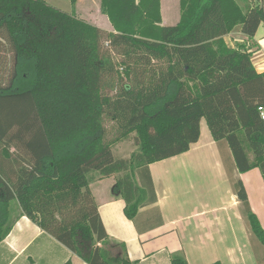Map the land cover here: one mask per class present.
Returning <instances> with one entry per match:
<instances>
[{
    "label": "trees",
    "instance_id": "1",
    "mask_svg": "<svg viewBox=\"0 0 264 264\" xmlns=\"http://www.w3.org/2000/svg\"><path fill=\"white\" fill-rule=\"evenodd\" d=\"M159 2L100 0L114 29L106 35L44 0H0V242L15 207L87 264H134L110 242L89 185L115 177L113 192L134 221L155 203L148 166L187 152L201 119L215 142H227L238 174L258 168L264 180V73L243 44L223 39L237 28L253 38L264 0L245 9L180 0L174 26L160 25ZM104 36L123 58L125 85L105 80L113 69ZM104 116L119 138L135 134L130 158H116L104 141ZM232 183L246 227L264 245L242 182ZM171 264L188 263L174 254Z\"/></svg>",
    "mask_w": 264,
    "mask_h": 264
},
{
    "label": "crops",
    "instance_id": "2",
    "mask_svg": "<svg viewBox=\"0 0 264 264\" xmlns=\"http://www.w3.org/2000/svg\"><path fill=\"white\" fill-rule=\"evenodd\" d=\"M259 28L250 39L239 30L223 39L231 48L243 44L261 74L264 31ZM148 170L155 203L140 208L134 221L124 216L125 203L113 192L115 177L89 185L110 242L123 245L131 263L171 264L172 255L182 254L188 264H264V245L246 227L232 183L237 178L242 182L264 231L262 174L258 168L238 174L227 142L213 140L205 119L198 141L187 152L152 163ZM16 213L10 233L0 242V264H87L18 209Z\"/></svg>",
    "mask_w": 264,
    "mask_h": 264
},
{
    "label": "rangeland",
    "instance_id": "3",
    "mask_svg": "<svg viewBox=\"0 0 264 264\" xmlns=\"http://www.w3.org/2000/svg\"><path fill=\"white\" fill-rule=\"evenodd\" d=\"M49 6L56 8L64 13L72 14L78 19L86 22L89 25L101 29L106 35L113 33V27L109 26V20L105 15L100 12V0H44ZM237 4L245 9L247 5L252 7H259L262 5L263 0H235ZM180 0H160V18L161 26H174L179 21L180 17ZM110 23V22H109ZM236 30V29H235ZM234 30V31H235ZM238 30V28H237ZM236 30V31H237ZM264 28L260 27L259 32H263ZM106 36L101 43V48L103 52L109 57L111 62V67L113 73L111 76L105 78L107 81H111L110 78H113V82H119L122 80V85L127 83L126 77L124 75V65L121 64L123 60L122 56L112 50L107 44ZM2 51V49H1ZM8 69V68H7ZM5 72L2 73L4 78ZM112 83V84H114ZM116 85V84H114ZM115 90H119L116 88ZM115 90H107L108 95H113ZM103 126H104V141L111 144V150L113 155L116 158L128 159L131 154L137 151V142L135 139V134H130L125 138H119V127L117 123L110 121L107 117H103ZM17 209H12V218H16ZM19 214V213H18ZM115 251H112V255Z\"/></svg>",
    "mask_w": 264,
    "mask_h": 264
},
{
    "label": "built area",
    "instance_id": "4",
    "mask_svg": "<svg viewBox=\"0 0 264 264\" xmlns=\"http://www.w3.org/2000/svg\"><path fill=\"white\" fill-rule=\"evenodd\" d=\"M258 111L260 112L261 119L264 121V110L262 109V107H258Z\"/></svg>",
    "mask_w": 264,
    "mask_h": 264
}]
</instances>
